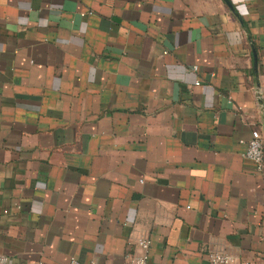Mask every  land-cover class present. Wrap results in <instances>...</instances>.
<instances>
[{
  "label": "crops",
  "instance_id": "crops-1",
  "mask_svg": "<svg viewBox=\"0 0 264 264\" xmlns=\"http://www.w3.org/2000/svg\"><path fill=\"white\" fill-rule=\"evenodd\" d=\"M264 0H0V254L264 264Z\"/></svg>",
  "mask_w": 264,
  "mask_h": 264
},
{
  "label": "built area",
  "instance_id": "built-area-1",
  "mask_svg": "<svg viewBox=\"0 0 264 264\" xmlns=\"http://www.w3.org/2000/svg\"><path fill=\"white\" fill-rule=\"evenodd\" d=\"M244 157L251 161L254 170L263 175L264 182V150L260 132L257 129L251 130V135L247 141ZM137 250L125 254L123 264H150L149 249L150 238L145 234H140L135 240ZM0 264H11L8 257L0 254ZM67 264H83L78 259L72 257ZM208 264H232L231 258L222 251L209 253ZM242 264H251L244 261Z\"/></svg>",
  "mask_w": 264,
  "mask_h": 264
}]
</instances>
